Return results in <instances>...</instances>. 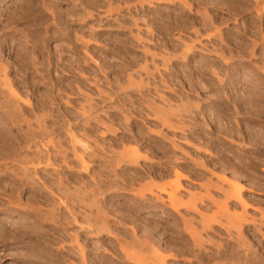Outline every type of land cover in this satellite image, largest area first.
<instances>
[{
  "label": "rangeland",
  "instance_id": "rangeland-1",
  "mask_svg": "<svg viewBox=\"0 0 264 264\" xmlns=\"http://www.w3.org/2000/svg\"><path fill=\"white\" fill-rule=\"evenodd\" d=\"M262 216L264 0H0V264L264 259Z\"/></svg>",
  "mask_w": 264,
  "mask_h": 264
},
{
  "label": "bare ground",
  "instance_id": "bare-ground-1",
  "mask_svg": "<svg viewBox=\"0 0 264 264\" xmlns=\"http://www.w3.org/2000/svg\"><path fill=\"white\" fill-rule=\"evenodd\" d=\"M167 121V120H166ZM44 128H45V126H44ZM43 128V129H44ZM41 129H42V127H41ZM42 129V132L44 131ZM47 130V129H46ZM45 130V131H46ZM44 133V132H43ZM47 132H45L44 134H46ZM44 134H42L43 136H44ZM50 133L48 132V135H49ZM51 134H53L52 132H51ZM47 135V134H46ZM46 135L44 136V137H46ZM70 136V135H69ZM68 136V137H69ZM48 137H51V135H49ZM67 137V138H68ZM72 137L73 138H75L73 135H72ZM70 138V137H69ZM33 140H35V139H33ZM69 140H71V139H69ZM37 141V140H36ZM72 142V140L70 141V143ZM78 142V141H77ZM81 142V141H80ZM80 142H78V143H80ZM32 143H34V142H32ZM52 143V142H51ZM75 143H76V141H75ZM74 145V144H73ZM72 145V146H73ZM73 147H75V145L73 146ZM46 148H48V146L46 147ZM22 148H20V149H18V150H21ZM43 149H44V147H43ZM40 152V151H39ZM59 152V151H58ZM58 152H56V155H57V153ZM41 153H42V151H41ZM40 154V153H39ZM59 154V153H58ZM55 155V154H54ZM61 155V154H60ZM63 155H65V154H63ZM53 156V155H52ZM59 156V155H58ZM28 158H27V160L29 161V156H27ZM32 157V156H31ZM39 157H40V155H39ZM39 157H37V158H39ZM49 157V158H48ZM55 157V156H54ZM60 157V156H59ZM34 158V157H33ZM48 158V159H47ZM47 160L49 161V159H52V158H50V156H47ZM58 159V158H57ZM63 159H64V157H63ZM23 160V159H22ZM21 160V161H22ZM27 160H23V162H26ZM34 160V159H33ZM33 160H31L30 159V161H33ZM37 160V159H36ZM46 160V161H47ZM56 160V159H55ZM64 160H66V159H64ZM42 161H44V160H42ZM47 161V162H48ZM51 161V160H50ZM82 161V160H81ZM34 162H35V160H34ZM22 163V162H21ZM26 163H29V162H26ZM38 163H39V159H38ZM40 163H42V162H40ZM48 163H50V162H48ZM50 164H53V163H50ZM49 164V165H50ZM176 175H177V182H176V186H175V188L173 189V192H172V194H170V192H169V198H170V200H171V202L173 203L174 201L176 202V197H177V193L179 192V191H182L183 190V188H182V186H181V184H180V181L181 180H184V179H186V177L184 176V175H182L181 173H178V172H176ZM223 181V180H222ZM227 180H225V182H226ZM238 188H239V191H238V193H237V195L234 197L236 200L235 201H237L236 203H239V205H241L242 207H243V209L245 210L246 208H247V206H248V203L246 202V201H244L242 198H241V192H242V190H243V188L242 187H239V185H238ZM163 190V189H162ZM161 190V191H162ZM172 190V189H171ZM166 191V190H165ZM165 194H167L166 192H165ZM178 195H179V193H178ZM230 197H232V196H230ZM159 198V197H158ZM157 198V199H158ZM161 198V197H160ZM164 199H162V200H158L159 202H161L160 204H162V203H164V201H163ZM167 202H169L170 204H172L170 201H169V199L168 200H166ZM196 201V200H195ZM195 201H193L191 204H188V206H187V208H189V209H191L192 211H197V207H196V203H195ZM157 202V201H156ZM158 202V203H159ZM178 202V201H177ZM228 202V201H227ZM226 202V203H227ZM220 203H222V202H219V205H220ZM164 204H166V203H164ZM179 204H182L181 202L179 203ZM173 205H175V203H173L172 204V206ZM163 206H165V205H163ZM222 206H224V208H225V211L227 212V207H226V204H225V202H224V204L222 205ZM222 208V207H221ZM221 210V209H220ZM223 210V209H222ZM228 213V212H227ZM222 214V213H221ZM229 214V213H228ZM228 214H226V215H228ZM223 216H224V214H223ZM234 217H231L230 215L229 216H227V218H228V226L230 227V228H232V229H236L238 232L239 231H241V227H242V225H243V223H247L248 224V222H247V220L246 219H244V217H245V215L243 214V215H238V214H235V215H233ZM213 217V216H212ZM224 217H226V216H224ZM207 219H208V221H206L205 220V222H206V226L208 227V228H211L210 227V224H208L209 222H211V221H214V222H216V220L215 219H217V218H215V217H213V218H211V220L209 221V219L210 218H208V217H206ZM226 218V219H227ZM233 218V219H232ZM262 218H264V216H262ZM261 219V218H260ZM254 221V220H253ZM252 221V222H253ZM260 221V223H262L261 221L262 220H259ZM263 221H264V219H263ZM208 222V223H207ZM263 224V223H262ZM223 227H224V225H222ZM246 226V225H245ZM248 227V226H247ZM190 236H192L191 234H190ZM194 238V237H193ZM194 240V242L197 244V240L194 238L193 239ZM196 240V241H195ZM189 242V241H188ZM190 244H191V242H190ZM239 244H241L242 245V247H241V251H240V247H238L237 245V247H238V251L236 252V255H234L236 258V260H235V262H236V264H264V259L262 258V257H258L257 255H253V253H252V255H250V253H245V251H249V252H251L250 251V248H249V250H246V249H248V247L247 246H243V244L240 242ZM244 245H245V242H244ZM240 246V245H239ZM193 247H196L195 245L193 246ZM193 247H191V248H193ZM253 249V248H252ZM251 249V250H252ZM194 250V249H193ZM255 253V252H254ZM83 256V255H82Z\"/></svg>",
  "mask_w": 264,
  "mask_h": 264
}]
</instances>
